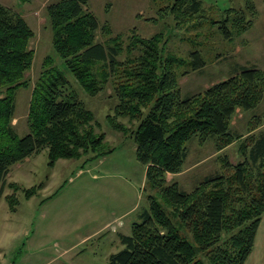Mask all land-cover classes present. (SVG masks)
I'll list each match as a JSON object with an SVG mask.
<instances>
[{
	"label": "trees",
	"instance_id": "trees-1",
	"mask_svg": "<svg viewBox=\"0 0 264 264\" xmlns=\"http://www.w3.org/2000/svg\"><path fill=\"white\" fill-rule=\"evenodd\" d=\"M46 12L54 53L80 87L90 96L111 87L117 100L114 114L107 115L111 126L128 131L116 120L119 115L138 121L130 133L146 165L148 208L130 234L119 235L122 247L109 254L107 264H244L264 213V128L241 141L237 162L223 157L226 170L205 176L191 191L168 182L166 174L182 169L191 138H214L220 149L240 136L231 118L237 107L249 110L260 102L264 70L239 65L204 90L183 95L179 77L206 64L198 48L187 58L165 54L168 36L163 40L159 32L144 38L135 28L124 43L122 34L111 35L108 24L99 23L88 0H57ZM159 14L171 15L178 29L217 24L231 39L252 26L257 9L253 0H244L215 20L207 19L202 0H171ZM33 34L23 16L0 4V194L11 166L44 148L49 166L59 158L100 157L114 150L51 55L44 57L32 86L28 132L16 133V91L30 85L25 75L33 62ZM24 190L29 197L36 187ZM5 200L14 211L15 194Z\"/></svg>",
	"mask_w": 264,
	"mask_h": 264
},
{
	"label": "rangeland",
	"instance_id": "rangeland-1",
	"mask_svg": "<svg viewBox=\"0 0 264 264\" xmlns=\"http://www.w3.org/2000/svg\"><path fill=\"white\" fill-rule=\"evenodd\" d=\"M54 1L57 0H0V4L23 16L34 33L29 42L34 52L33 62L25 75L30 85L16 91L12 118L16 133L23 136L28 132L27 115L32 86L44 57L51 55L58 67L75 83L80 98L98 123L96 130L105 133L106 142L114 150L100 157L91 158L93 154L87 153L78 158H59L49 166L47 149L44 148L11 166L0 194V245L6 256L4 260L0 256V264H107L102 256L105 242L110 240V231L123 226L126 220L130 224L127 231L130 234L132 224L140 220L141 210L148 208L146 165L139 161L130 133L138 121L119 115L116 120L128 127V131L113 128L107 118L108 114H114L117 102L111 87L107 85L98 94L88 95L55 55L46 14L47 5ZM170 1L88 0V5L101 25L108 24L111 35L122 34L124 43L135 28L137 34L144 38L159 32L163 40L168 36L165 54L187 58L189 51L198 48L206 64L179 77L183 95L204 90L230 76L239 65L264 70V0H253L257 14L252 26L231 39L216 29L217 24L205 23L198 30L188 27L178 29L171 15L159 14L160 9ZM202 1L207 19L215 20H220L228 7L244 5V0ZM101 33L100 29L96 31V39L103 38ZM230 126L240 136L220 149L216 147L214 138L205 142L199 141L196 136L191 138L187 142L188 154L182 169L167 173V181H177L183 190L191 191L205 176L221 174L226 170L223 157L232 163L237 162L241 158V141L264 128V94L260 102L249 110L237 107ZM11 183L17 184L20 189L14 190ZM29 187H36V190L28 197L24 189ZM13 193L18 203L11 211L5 195ZM124 209L126 216L112 219L104 229L80 241L81 235L100 228L105 216L111 217L112 212L119 214ZM104 233H109L107 238L98 240ZM118 233L119 239L124 232ZM93 251H97L98 255Z\"/></svg>",
	"mask_w": 264,
	"mask_h": 264
},
{
	"label": "crops",
	"instance_id": "crops-1",
	"mask_svg": "<svg viewBox=\"0 0 264 264\" xmlns=\"http://www.w3.org/2000/svg\"><path fill=\"white\" fill-rule=\"evenodd\" d=\"M119 214H117L116 212H112V216H105L104 220H103V224L102 226H100V228H96L93 231L90 232H86L85 234L80 236V241L83 240H87L88 238L92 237L94 234L97 233V231L104 229L106 227V224L108 222H110L112 219L116 218V217H120L121 215L126 216L127 215V211L124 210H120L118 212ZM124 228V229H123ZM123 229V231H121ZM130 229V224L124 220V224L123 226H118L117 230L115 231H110L111 233H104L102 234L100 237H98V240H104L107 238V234H109L110 236V240H107L105 242L106 247L104 249L103 252V260H107L108 255L113 252L114 250H117L118 248H120L121 244L119 242L118 239V232L123 233L124 234H128L127 231ZM92 253H95L98 255L97 251H93ZM0 256L2 258V260L6 259V256H4L3 252H2V247L0 245ZM4 263V261L2 262ZM244 264H264V213L262 214L261 220L259 222L256 234H255V239H254V243H253V248L249 254V256L247 257V259L245 260Z\"/></svg>",
	"mask_w": 264,
	"mask_h": 264
}]
</instances>
